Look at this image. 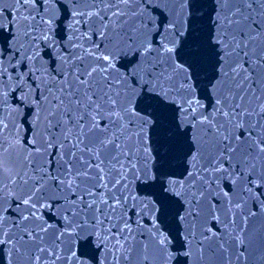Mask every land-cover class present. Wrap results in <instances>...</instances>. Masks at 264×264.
Returning a JSON list of instances; mask_svg holds the SVG:
<instances>
[{"label": "snow or ice", "instance_id": "snow-or-ice-1", "mask_svg": "<svg viewBox=\"0 0 264 264\" xmlns=\"http://www.w3.org/2000/svg\"><path fill=\"white\" fill-rule=\"evenodd\" d=\"M0 261L264 264V0H0Z\"/></svg>", "mask_w": 264, "mask_h": 264}, {"label": "water", "instance_id": "water-1", "mask_svg": "<svg viewBox=\"0 0 264 264\" xmlns=\"http://www.w3.org/2000/svg\"><path fill=\"white\" fill-rule=\"evenodd\" d=\"M208 3H210V0H208ZM259 222V218L256 220V221H254V222H250V225L252 224V223H258ZM0 264H2V261H0Z\"/></svg>", "mask_w": 264, "mask_h": 264}]
</instances>
